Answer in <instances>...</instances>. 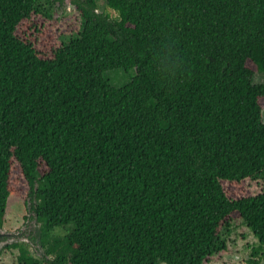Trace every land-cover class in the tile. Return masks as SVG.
Masks as SVG:
<instances>
[{
    "label": "trees",
    "instance_id": "obj_1",
    "mask_svg": "<svg viewBox=\"0 0 264 264\" xmlns=\"http://www.w3.org/2000/svg\"><path fill=\"white\" fill-rule=\"evenodd\" d=\"M71 1L83 26L62 39L64 0H0V226L22 197L43 250L6 246L19 264H205L241 221L258 264L264 0Z\"/></svg>",
    "mask_w": 264,
    "mask_h": 264
},
{
    "label": "rangeland",
    "instance_id": "obj_2",
    "mask_svg": "<svg viewBox=\"0 0 264 264\" xmlns=\"http://www.w3.org/2000/svg\"><path fill=\"white\" fill-rule=\"evenodd\" d=\"M65 1V0H64ZM100 9L116 16L117 12L110 8L104 1H99ZM54 17L58 18V23L53 24L54 28L61 35L62 39H68L76 35L83 26L82 17L78 9L73 5L63 4L60 8L54 6L52 8ZM52 26V25H51ZM135 75V69L124 70L120 68L110 69L105 73L108 80L116 85L122 86ZM263 74L255 73L254 81H263ZM25 215L27 217L25 218ZM30 213L26 209V204L22 197L10 195L7 203V211L4 223L0 226V233H4V237H0V264H19V250L14 247H7L11 244V239L20 241H28L29 247L36 251L37 255H42L43 248L35 242L39 236V223L34 222V218H30ZM1 227L3 229H1ZM64 234L66 229L55 230V233ZM31 236V237H30ZM32 237H36L34 240ZM227 248L217 254H214L205 264H247L253 247L259 245L258 237L244 222L238 221L233 223L232 231L226 235ZM258 264H264V249L260 252ZM160 264H167L162 262Z\"/></svg>",
    "mask_w": 264,
    "mask_h": 264
},
{
    "label": "water",
    "instance_id": "obj_3",
    "mask_svg": "<svg viewBox=\"0 0 264 264\" xmlns=\"http://www.w3.org/2000/svg\"><path fill=\"white\" fill-rule=\"evenodd\" d=\"M58 3H59V2H58ZM64 4H65V5H73L71 0H65V1H64ZM73 6H74V5H73ZM33 220H34V222L37 221L36 218H34ZM1 229H3V228L1 227ZM4 236H5V235H4L3 232L0 233V237H4ZM15 240H16V239H11V241H9V242H13V241H15ZM17 241H18V240H17ZM40 247H41V245H40Z\"/></svg>",
    "mask_w": 264,
    "mask_h": 264
}]
</instances>
